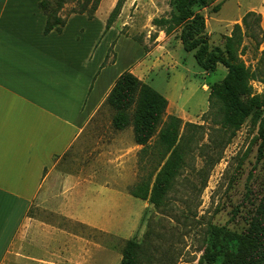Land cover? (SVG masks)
<instances>
[{
	"label": "crops",
	"instance_id": "crops-1",
	"mask_svg": "<svg viewBox=\"0 0 264 264\" xmlns=\"http://www.w3.org/2000/svg\"><path fill=\"white\" fill-rule=\"evenodd\" d=\"M41 1L0 0V264H93L97 256L101 264L106 244L53 219L140 240L144 214L154 206L130 195L137 172L124 166L129 160L141 166L144 146L135 142L125 152V130L102 133L94 119L123 73L149 84L161 61L154 51L118 70L124 36L115 24L107 30L99 10L93 19L70 14L61 33L46 34ZM112 44L116 58L108 62ZM129 195L142 203L136 213ZM130 217L136 227L123 238Z\"/></svg>",
	"mask_w": 264,
	"mask_h": 264
},
{
	"label": "rangeland",
	"instance_id": "rangeland-1",
	"mask_svg": "<svg viewBox=\"0 0 264 264\" xmlns=\"http://www.w3.org/2000/svg\"><path fill=\"white\" fill-rule=\"evenodd\" d=\"M118 1L102 0L98 16L107 17L108 22ZM173 1L125 0L120 15L113 23L114 31L120 30L124 36L118 45L120 63L117 69L126 67L127 71L133 62H142L155 51L153 59L161 63L148 83L171 101L167 115L177 116L185 123L204 126L197 133L196 142L186 157V166L169 194L168 205L161 209L151 207L145 212L142 230L138 232L139 241L149 231L152 232L155 264H159L158 259L163 251L169 260L166 264H208L202 257L207 246L214 241L209 233L211 226L244 237L256 218L264 223V144L260 131L264 130V110L248 118L234 137L217 124L209 112L210 85L222 82L228 71L220 64L214 74L204 72L197 64L194 52L185 51L179 37L180 30L166 35L153 25L154 19L168 18L175 12ZM71 7L69 5L63 15ZM196 11L206 18V34L212 47L223 48L234 26L242 25L243 17L249 12L261 15L264 30V0H209L207 7H196ZM244 45H252V41L245 38ZM114 46L109 47L108 62L116 58ZM260 51H264V42ZM242 58L252 70L258 68L259 55L253 48L249 47ZM263 66L260 64L258 68L259 80L252 82L254 92L260 95H264ZM112 115V110L103 106L94 119L103 123L102 133L113 131L119 134L112 127ZM122 137L124 151L133 148L135 140L132 128L125 130ZM146 161L141 166L135 160L126 162L125 172H129L131 166L137 172L136 180L128 191L150 172V161ZM127 181L132 180L129 177ZM92 196L100 197L98 194ZM128 198L132 200L131 213H136L142 203L131 196ZM128 207L129 203L125 202L126 217ZM37 214L50 216L35 210L31 212V215ZM133 219L126 218L123 238L136 227ZM53 220L59 221L60 227L71 228L77 235L93 243L106 244L107 258L103 262L101 255V264H122L126 240L105 237L78 225L71 226L61 219ZM99 260L97 256L93 264H100ZM222 261L223 256L216 264Z\"/></svg>",
	"mask_w": 264,
	"mask_h": 264
},
{
	"label": "trees",
	"instance_id": "trees-1",
	"mask_svg": "<svg viewBox=\"0 0 264 264\" xmlns=\"http://www.w3.org/2000/svg\"><path fill=\"white\" fill-rule=\"evenodd\" d=\"M102 0H42L39 7L47 18L45 33H61L70 14L95 17ZM125 0H119L107 22L110 29L120 15ZM175 12L168 18H156L153 25L171 35L180 30V41L187 52H194L199 67L214 74L221 64L227 69L222 82L210 85L209 112L217 124L234 137L246 120L264 110V95L256 94L253 81L260 78L259 66L264 65L262 17L247 13L242 25L236 24L224 47H212L206 34V18L196 7H207L209 0H174ZM72 5L69 12H63ZM218 9V8H217ZM249 38L252 45L245 46ZM253 48L259 55L256 70L246 65L242 56ZM264 67V66H263ZM264 80V78H262ZM169 102L149 84L131 72L123 73L116 81L103 106L112 112V126L117 131L133 129L136 144L144 146L139 152L140 163L150 161V172L129 189L130 195L148 201L155 209L168 205L169 194L186 166V157L204 126L185 123L167 115ZM264 144V130L260 129ZM261 211V210H260ZM264 211V205L263 210ZM213 243L202 257L208 264H264V223L256 218L246 236H238L224 228L211 226ZM152 232L141 241L130 239L122 251V264H155ZM156 251L158 249L156 248ZM157 260V259H156ZM159 264H166L163 251Z\"/></svg>",
	"mask_w": 264,
	"mask_h": 264
}]
</instances>
